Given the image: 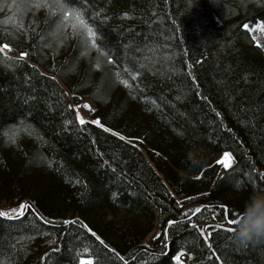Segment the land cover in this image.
<instances>
[{
    "label": "trees",
    "instance_id": "1",
    "mask_svg": "<svg viewBox=\"0 0 264 264\" xmlns=\"http://www.w3.org/2000/svg\"><path fill=\"white\" fill-rule=\"evenodd\" d=\"M62 3L95 46L0 0V264H264L228 231L264 189V0Z\"/></svg>",
    "mask_w": 264,
    "mask_h": 264
},
{
    "label": "clouds",
    "instance_id": "2",
    "mask_svg": "<svg viewBox=\"0 0 264 264\" xmlns=\"http://www.w3.org/2000/svg\"><path fill=\"white\" fill-rule=\"evenodd\" d=\"M189 171L203 168L206 161L202 153L193 147L187 153ZM233 239L240 246L264 242V189L254 190L244 203L232 228Z\"/></svg>",
    "mask_w": 264,
    "mask_h": 264
},
{
    "label": "snow or ice",
    "instance_id": "3",
    "mask_svg": "<svg viewBox=\"0 0 264 264\" xmlns=\"http://www.w3.org/2000/svg\"><path fill=\"white\" fill-rule=\"evenodd\" d=\"M17 3H33L35 7H48L50 9H55L59 8L60 12L62 13L63 19L64 20H69L71 19L74 21L72 23V27L74 31H78L82 34H85L88 38H91V43L93 46H95V38H96V33L93 31V29L88 26L86 21L83 18V14L80 11H77L75 9L69 10L64 6L62 3V0H51V3H49V0H13V4ZM247 27V26H245ZM264 31V28L261 29ZM9 46L7 44L3 45L2 48H0V53L4 52V49H7ZM24 56L27 55V53L23 54ZM86 108H89V105H85ZM80 124H85L86 121L83 118H80L79 120ZM95 123L99 124V121H96ZM218 163L222 164L225 168H231L232 167V157L230 154L226 153L224 155V158ZM15 211V210H13ZM200 211L197 209V212ZM23 214V209H21L20 212L16 213V216H20ZM0 217H6L8 219H13L14 217L6 212H0ZM235 220H229L230 224H234ZM228 231H232V228L228 229ZM101 243H103L101 241ZM80 264H94L93 260H82L80 261Z\"/></svg>",
    "mask_w": 264,
    "mask_h": 264
},
{
    "label": "rangeland",
    "instance_id": "4",
    "mask_svg": "<svg viewBox=\"0 0 264 264\" xmlns=\"http://www.w3.org/2000/svg\"><path fill=\"white\" fill-rule=\"evenodd\" d=\"M248 28L255 42L264 49V31L261 30L262 28H264L263 24L261 22H258L254 25H249ZM1 47H3V45H1ZM4 50L8 51V48ZM85 105H89L90 107L86 108ZM95 108L96 105L91 99H84L79 104H76L75 112L78 121L80 120V118H83L84 120L86 119L94 120L92 118V113L94 112ZM224 155L222 156L221 160L224 158ZM233 162H234V158L232 157V163ZM11 208L12 207L10 205H6L4 210L9 211ZM181 257H182V262L187 263V256L185 255ZM82 260H89V259H82Z\"/></svg>",
    "mask_w": 264,
    "mask_h": 264
}]
</instances>
